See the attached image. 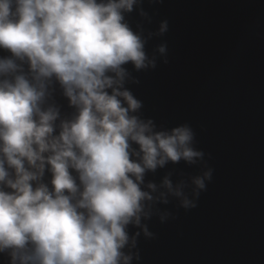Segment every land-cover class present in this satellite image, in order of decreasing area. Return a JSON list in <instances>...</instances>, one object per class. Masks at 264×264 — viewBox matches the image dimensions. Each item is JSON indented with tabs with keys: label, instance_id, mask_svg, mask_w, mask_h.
<instances>
[{
	"label": "clouds",
	"instance_id": "obj_1",
	"mask_svg": "<svg viewBox=\"0 0 264 264\" xmlns=\"http://www.w3.org/2000/svg\"><path fill=\"white\" fill-rule=\"evenodd\" d=\"M141 2L0 0V49L11 54L0 58V253L9 264H131L140 232L130 239L127 227L151 238L141 221L170 216L154 205L194 208L211 180L208 168L144 184L146 172L197 165L204 153L188 125L157 130L141 119V102L125 88V64L156 67L143 30L125 21ZM166 31L162 21L155 35ZM156 52L165 56L166 45ZM53 82L70 117L49 102Z\"/></svg>",
	"mask_w": 264,
	"mask_h": 264
},
{
	"label": "water",
	"instance_id": "obj_2",
	"mask_svg": "<svg viewBox=\"0 0 264 264\" xmlns=\"http://www.w3.org/2000/svg\"><path fill=\"white\" fill-rule=\"evenodd\" d=\"M125 21L143 30L145 52L156 58L152 69L123 66L125 88L142 104L137 115L157 130L188 125L204 153L197 165L169 162L146 172L144 184L212 169L196 207L185 210L175 199L154 205L170 216L141 221L151 238L127 227L130 239L140 232L131 264H264V0H142ZM162 21L167 31L155 35ZM161 44L165 56L156 52ZM10 55L0 49V58ZM51 92L61 118L70 117L75 110L58 83ZM50 179L46 170L43 182ZM9 259L0 253V264Z\"/></svg>",
	"mask_w": 264,
	"mask_h": 264
}]
</instances>
